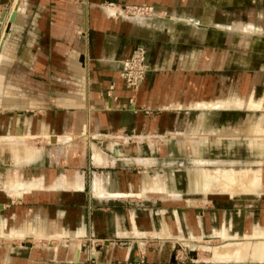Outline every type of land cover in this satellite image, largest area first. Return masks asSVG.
Returning <instances> with one entry per match:
<instances>
[{"label":"crops","instance_id":"0c3cea01","mask_svg":"<svg viewBox=\"0 0 264 264\" xmlns=\"http://www.w3.org/2000/svg\"><path fill=\"white\" fill-rule=\"evenodd\" d=\"M194 1L25 0L8 24L14 2L0 0V264H264L260 144L224 153L217 138L264 98L244 96L247 74L228 98L226 48ZM137 46L147 71L130 91L120 70ZM251 120L244 135L260 137ZM190 162L262 173L249 192H203Z\"/></svg>","mask_w":264,"mask_h":264},{"label":"rangeland","instance_id":"374dc122","mask_svg":"<svg viewBox=\"0 0 264 264\" xmlns=\"http://www.w3.org/2000/svg\"><path fill=\"white\" fill-rule=\"evenodd\" d=\"M9 2H10L9 3L10 6L14 2L13 8L16 7L17 9H20L24 6L25 0H9ZM108 3L111 4L112 2H108ZM102 4L103 6L109 5L106 2H102ZM112 4L121 8L136 6V5L127 6L118 3H112ZM105 9H110V7H105L104 10ZM192 12L197 16V20H196L197 23L206 24L210 26V28H208V34H210L212 38L211 41L213 44V48H215L214 46L217 47L220 44L222 45L221 46L222 48H226L225 57L227 58L226 59L227 64L224 71L228 75V81H227L228 98L231 95H233V93H231L232 85L234 83L235 84L237 83V80L234 79L241 76V74H247L249 76L248 79L249 81L246 83L244 96H246L247 94L246 92L250 93L251 92L250 89L256 87L258 89V91L256 90L254 92V97L256 98V100L260 98H264V0H195L194 5H192ZM160 15L165 16L168 15V13L166 11H162ZM181 18H187V17L183 16ZM248 24H252L255 27L261 28V31L256 33H247L243 31L242 28L247 26ZM234 29H238L239 30L238 33H234L233 32ZM214 55L218 56L219 54L216 53ZM253 74H261L260 80L252 81L254 77L251 75ZM262 95L263 97H261ZM241 99H246V98H241ZM213 108H217V107H213ZM243 110L244 111L242 113L244 117L243 119L244 122L243 124L237 125L239 131L235 132L232 129H228V130L226 129L227 131L225 135L223 134H220V136L217 135V138L226 137L227 139V141L226 142L224 141L223 145H221L222 150L224 151V153L225 152L229 153L231 152V148H235L236 146H238L242 150L243 154L246 155L248 153H251V150H253V147L251 146L252 142H257L260 144V153L257 150H254V153H256V155L258 154L261 158L262 157L264 158V151H263L264 132L263 134H260L261 135L260 137H257L256 135L253 134H252L253 136L251 137V133L244 135L242 131V129H244L248 123L246 121L248 115L250 117H253L254 120H251L252 122L258 120L259 118L261 119L263 118V122L260 124L264 126V112H253L251 110H245V109ZM215 115L218 116V114H216L213 111L212 114L213 120L216 119L214 117ZM236 138L238 139L235 140ZM248 140L250 142L249 144H247ZM216 141L218 142V140ZM208 147L211 148V152L213 153L219 152V150H215L214 148L215 145H213V147L209 145ZM249 163L250 162L244 161L243 164L241 165L245 167L246 165H249ZM180 164L183 165V162L180 161ZM191 164L192 167L188 168L187 170L190 171V173L192 174H194L195 172L199 173L201 171L212 170L204 167L205 165L208 164H200L198 166L196 164L193 165V163ZM210 168H213V166H210ZM222 168L228 169L229 167L227 168L222 167ZM240 169H245V168H240ZM240 169H235V170H240ZM257 169H261V168H257ZM257 169H253V170H257ZM261 173L262 170L259 171V174ZM192 187L194 188V186Z\"/></svg>","mask_w":264,"mask_h":264},{"label":"bare ground","instance_id":"6f19581e","mask_svg":"<svg viewBox=\"0 0 264 264\" xmlns=\"http://www.w3.org/2000/svg\"><path fill=\"white\" fill-rule=\"evenodd\" d=\"M136 6L139 7L142 5H136ZM105 7H110L109 10L112 13L110 14V16L112 17L118 16L121 18H129V19H136V20H141L143 18H146V17H142L138 13H127L126 11L123 10V8L117 7L113 4L109 6H105ZM155 15H156V11H154L153 16ZM125 87L129 89L130 91H136L138 89V88L137 89L130 88L126 84H125ZM259 107H263V106L260 105ZM259 164H261V162H259ZM221 168L222 167H218L217 169L216 167L215 169H212L210 171H201L199 173L195 172L194 182H195L197 190L203 191V192L221 191V192H227L231 194L237 193V192H249L253 188H255V186L257 185L259 181L258 177H259L260 169L253 170V169L245 168V169L235 170L232 167H229L228 169H223V168L221 169ZM201 169H204V168H201ZM217 257H219V255ZM222 257H223V254H222ZM232 257L235 258V254ZM219 259L221 258L219 257Z\"/></svg>","mask_w":264,"mask_h":264},{"label":"built area","instance_id":"2783aa9c","mask_svg":"<svg viewBox=\"0 0 264 264\" xmlns=\"http://www.w3.org/2000/svg\"><path fill=\"white\" fill-rule=\"evenodd\" d=\"M123 10L127 13H138L142 17L153 16L155 11L152 6L147 5L124 7ZM146 71V50L142 46H137L132 54L122 61L120 77L128 87L137 89L142 83ZM177 257V253H175L174 258L177 259Z\"/></svg>","mask_w":264,"mask_h":264},{"label":"water","instance_id":"95a60500","mask_svg":"<svg viewBox=\"0 0 264 264\" xmlns=\"http://www.w3.org/2000/svg\"><path fill=\"white\" fill-rule=\"evenodd\" d=\"M16 12H17V8L14 7L13 10H12V12H11V14H10V16H9V18H8V24H10V23H12L14 21L15 16H16ZM5 14H6V12L4 11L2 13V17H4ZM7 31H8V28L5 29V32H7ZM0 47H1V44H0Z\"/></svg>","mask_w":264,"mask_h":264}]
</instances>
